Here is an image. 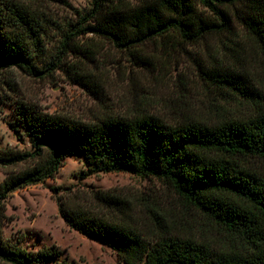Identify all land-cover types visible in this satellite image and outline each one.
<instances>
[{
  "label": "trees",
  "instance_id": "16d2710c",
  "mask_svg": "<svg viewBox=\"0 0 264 264\" xmlns=\"http://www.w3.org/2000/svg\"><path fill=\"white\" fill-rule=\"evenodd\" d=\"M14 0H0V74L18 68L37 77L45 20ZM240 32L259 56L264 73V0H93L65 40L93 35L118 48L131 49L159 38L175 37L198 44L211 36ZM208 77L221 90L246 101L263 99L264 87L246 73L218 67ZM264 100V99H263ZM18 117L33 152L0 150V264H69L54 248L29 251L5 239L7 200L19 189L53 179L66 156L81 155L93 173H129L167 184L188 209L206 216L237 239L227 249L192 238L160 235L149 241L106 217L74 208L60 199L59 210L71 228L111 247L125 264H264V175L245 166L264 162V113L248 121L219 126L172 127L154 117H110L89 125L43 115L22 104ZM33 163L19 172L8 169ZM96 199L107 208L124 209L110 193Z\"/></svg>",
  "mask_w": 264,
  "mask_h": 264
},
{
  "label": "rangeland",
  "instance_id": "374dc122",
  "mask_svg": "<svg viewBox=\"0 0 264 264\" xmlns=\"http://www.w3.org/2000/svg\"><path fill=\"white\" fill-rule=\"evenodd\" d=\"M14 1L46 21L36 62L41 69L54 65L37 77L18 68L0 74V150L34 151L18 117L22 104L43 115L89 125L110 117H154L172 127H215L264 113V97L246 101L219 89L208 77L212 69L230 68L246 73L254 86L264 87L257 49L240 32L211 36L198 44L165 37L131 49L90 34L67 42L66 33L92 8L93 0ZM128 1L136 5L142 0ZM245 166L264 175L259 159H248ZM4 179L0 170V183ZM98 193L122 198L124 209L103 206L96 199ZM59 199L149 241L167 234L222 249L237 241L206 216L186 208L163 181L129 173H93L81 155L66 156L53 179L19 189L7 200L5 239L29 251L54 248L69 264H125L111 247L71 228L60 213Z\"/></svg>",
  "mask_w": 264,
  "mask_h": 264
}]
</instances>
